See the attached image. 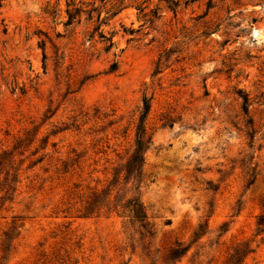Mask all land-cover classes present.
<instances>
[{"label": "rangeland", "instance_id": "rangeland-1", "mask_svg": "<svg viewBox=\"0 0 264 264\" xmlns=\"http://www.w3.org/2000/svg\"><path fill=\"white\" fill-rule=\"evenodd\" d=\"M0 163L4 264H264V0H0Z\"/></svg>", "mask_w": 264, "mask_h": 264}, {"label": "trees", "instance_id": "trees-1", "mask_svg": "<svg viewBox=\"0 0 264 264\" xmlns=\"http://www.w3.org/2000/svg\"><path fill=\"white\" fill-rule=\"evenodd\" d=\"M118 6H116L113 10V14L117 13ZM72 20V17L69 16V19L67 20V24H70ZM243 111L244 113H247V102L248 98L247 96H243ZM149 111V104L146 100H144L143 105V111L140 115L139 122L137 125V132H136V148L131 155L130 159L126 163V166L128 167V170L131 168H135L139 164H141L144 160L143 151L146 148L145 144L149 142L148 140L144 139V129H142V125L144 123L145 117ZM1 164V163H0ZM13 170L8 169L7 171H3L2 180L0 181V211L4 209V205L7 201L11 200L9 197L12 193L16 191V187H13V185L17 184L20 180L18 179L19 176V169ZM2 173V172H0ZM77 187V186H75ZM76 195V193H73ZM101 193L97 191V189H93L89 192V194L86 196V199L83 200V203L81 204L80 210L82 211L83 216H88L92 214L94 211L99 212L100 208L103 204H105V200H100ZM125 210H127L128 214L125 215L129 217V220H135L139 222V226L141 227L143 232H140L141 239H144L146 237L145 234H148V236L152 235V230L149 227V223L147 222V216L144 211V208L141 203L136 201L135 199L129 200L127 204L123 206ZM19 216H13V220L6 226L4 230L1 232L0 236V264H4L5 255L8 254V252L12 248L13 241L17 238L19 235V228L21 227V224H17L16 221H18ZM256 224L258 227V230L260 232L264 231V204H263V210L262 212L257 216ZM188 250V247H182L181 244L175 245L172 249L169 250L168 255L165 258V261H175L178 258H180L186 251ZM252 252V248L249 245V242L242 241L237 243L233 246L231 251L228 253L227 260L225 264H241L244 260V258ZM45 264V263H43Z\"/></svg>", "mask_w": 264, "mask_h": 264}]
</instances>
